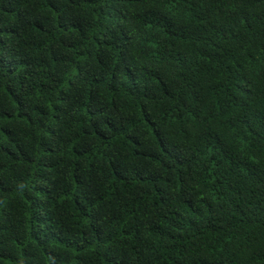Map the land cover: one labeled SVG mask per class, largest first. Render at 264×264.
Here are the masks:
<instances>
[{
  "label": "trees",
  "instance_id": "trees-1",
  "mask_svg": "<svg viewBox=\"0 0 264 264\" xmlns=\"http://www.w3.org/2000/svg\"><path fill=\"white\" fill-rule=\"evenodd\" d=\"M0 264H264V0H0Z\"/></svg>",
  "mask_w": 264,
  "mask_h": 264
}]
</instances>
